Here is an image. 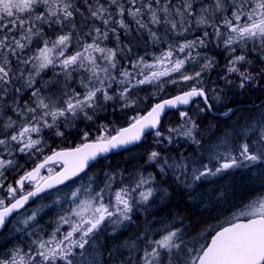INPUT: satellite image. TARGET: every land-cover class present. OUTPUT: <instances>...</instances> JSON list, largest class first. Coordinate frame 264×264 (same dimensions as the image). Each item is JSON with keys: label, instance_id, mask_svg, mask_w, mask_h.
Segmentation results:
<instances>
[{"label": "snow or ice", "instance_id": "obj_1", "mask_svg": "<svg viewBox=\"0 0 264 264\" xmlns=\"http://www.w3.org/2000/svg\"><path fill=\"white\" fill-rule=\"evenodd\" d=\"M261 98L264 0H0V264H264V193L210 240L178 213L147 220L170 189L203 203L210 178L264 164ZM67 129L81 142L53 148ZM142 144L134 170L111 166L109 154ZM141 215L146 227L121 240Z\"/></svg>", "mask_w": 264, "mask_h": 264}, {"label": "flooded vegetation", "instance_id": "obj_2", "mask_svg": "<svg viewBox=\"0 0 264 264\" xmlns=\"http://www.w3.org/2000/svg\"><path fill=\"white\" fill-rule=\"evenodd\" d=\"M60 139L63 138H55V140H49V143H51L50 145L55 148V149H60L59 143L61 141H59ZM151 137L148 138V144H151ZM76 144V143H74ZM77 145V144H76ZM69 146V145H68ZM75 145L69 146V147H74ZM142 147V149H141ZM147 145L142 144L139 148H133L132 151L129 152H121L120 154H109L108 155V161L111 162V166L113 168L119 166L120 168H127L130 171L134 170L137 164H142L143 163V159H139L137 157H133L131 156L132 153L134 152H140L139 154H143L145 153L147 150L146 148ZM67 148V147H65ZM48 154V153H47ZM119 156H121L122 160L119 161L118 158ZM108 161H104V160H100L98 163L93 164L90 168H88L86 171L88 174H90V172L92 170H95V168L97 166H101L100 169L102 167H106ZM21 165H24L25 168H31L34 165L32 164V162H28L25 163L24 160H21L19 162ZM50 167H53V169L55 171H59L60 169V165L59 164H54V165H50ZM150 171V170H148ZM151 171H153V169H151ZM42 174L46 175L47 172L46 170H42ZM251 174V176H257L258 174H264V166H255L252 167L251 170H240V172H238V170H233V171H229L227 174H224L222 176L216 177V178H210L212 180L211 183H207L204 184L202 187L197 189V192L199 193H206L205 196H209L210 199L212 197V188L213 186L217 185L220 182H223L225 180H231L236 178L238 175L242 176V175H249ZM81 178L84 177L85 175L82 173L80 174ZM81 178H73L75 180V183L81 179ZM9 179H12V177H9ZM72 184H74L72 181H67L65 185H60L59 187L63 190L64 188H70L72 187ZM202 189V190H201ZM170 191V199H171V203L169 204L168 208H171L173 206L178 205L179 203L185 201L187 202V204L190 207H196L198 209V211L203 212L204 210L207 209V207L204 208H200L199 206H202V203L199 202V197L197 198V200L193 201L190 200L187 193L185 192H181L179 190H169ZM264 192V191H262ZM261 192V193H262ZM186 194V195H185ZM260 194V193H259ZM195 195V194H194ZM257 195V194H255ZM176 196L179 197L178 199H176ZM252 198V197H251ZM250 199V198H249ZM248 199V200H249ZM40 199H37L36 202L34 204H36ZM214 200H218L217 198ZM247 203V201H233V202H229L227 203V208L224 211L223 214H218V215H214L211 216L210 218L206 219V220H201L198 216V220H194V219H189L188 217L186 218L183 215H179L178 218H183L185 224H190L191 228L189 229V232L191 233L192 237L197 236L199 233H204L205 236H207V238L210 240L211 235L214 234L215 230H218L220 226H226V221L228 219H230L232 217V215L236 212H238L239 210L242 209L243 205ZM32 203H30L28 205V207L34 205ZM168 208L164 209V211L161 212H157L156 216H148L147 220L148 221H152L153 223H155V226L157 228L161 227L162 225L159 223H156L157 220H163L165 223L169 222L173 216H175L176 214H174L173 216H169L168 215ZM145 217L143 215L140 216V219L136 221L137 224H139L141 227L140 228H136V227H131L128 229V231L120 237L121 240L127 238L130 235H134L137 234L139 231L143 230L146 225L144 223ZM11 225H9L8 227L10 228ZM5 235H7V229L5 230ZM203 242V241H202ZM10 247V246H8Z\"/></svg>", "mask_w": 264, "mask_h": 264}, {"label": "trees", "instance_id": "obj_3", "mask_svg": "<svg viewBox=\"0 0 264 264\" xmlns=\"http://www.w3.org/2000/svg\"><path fill=\"white\" fill-rule=\"evenodd\" d=\"M223 63V61H222ZM218 75H223V72L217 70L216 72H213L211 74V79L215 81L217 79ZM211 86V85H209ZM151 91V90H149ZM148 93L147 92H141L139 95L141 97L146 96ZM175 90L172 86H168L167 93L162 94V98H166V95H174ZM255 99V96L253 95L252 97L249 96H243L237 98L236 105H243L240 107L241 111H246L247 108L249 107V99ZM157 102L156 99L152 100H147L146 102L150 104L151 102ZM139 102H144V100H140ZM259 102H264V98H261V101ZM228 106H234V105H228ZM196 105L193 104L192 108H195ZM219 111L223 112L226 110L224 106H220ZM119 115V113H118ZM174 112H169L168 117L172 119V121H175ZM240 116V112H237L235 115L232 116V118H237ZM211 119V118H209ZM122 122V121H121ZM221 123H226L228 121H220ZM81 128L83 125L80 126ZM142 149V147H141ZM132 151V150H131ZM137 153V152H134ZM133 153V154H134ZM119 161L122 160L121 156L118 158ZM212 197L210 199L209 196H204L202 206L200 205V208L207 207L206 210L203 212L198 211L196 207H190L187 202L183 201L179 203L176 206H173L171 208H168V212L171 211L174 214L178 213L179 215H183L186 218L188 217L189 219H194L198 220V217L201 220H206L210 218L211 216L218 215V214H223L224 211L227 208V203L235 201H248L249 198L254 196L255 194H259L262 191H264V174H258L257 176H251L249 175H238L236 178L231 179V180H225L223 182L218 183L217 185L213 186L212 188ZM179 197L176 196V199ZM214 198L218 200H214ZM198 216V217H197Z\"/></svg>", "mask_w": 264, "mask_h": 264}, {"label": "rangeland", "instance_id": "obj_4", "mask_svg": "<svg viewBox=\"0 0 264 264\" xmlns=\"http://www.w3.org/2000/svg\"><path fill=\"white\" fill-rule=\"evenodd\" d=\"M45 79H48V77H45ZM152 100H154V99H152ZM138 103H139L140 107H137L136 111L147 110V108L150 107V105H151L152 103H155V102L153 101V102H151L150 104H148V103L146 102V100H144V102H138ZM194 109H195V108H193V110H194ZM129 114H132L131 111L129 112ZM110 118L115 119L114 117H110ZM171 118H172V117H171ZM174 119L176 120V115H175ZM235 119H236V118H232V120H235ZM171 120H172V119H171ZM230 122H231V121H228V122H226V123H230ZM123 123H124V121L121 122V125H123ZM223 123H224V122H223ZM57 138H59V137H57ZM59 141H61V142L59 143L60 148L69 147V146H72V145L79 144V143L81 142V141H80V137L77 135V130H76V129H67V130H66V136H65L63 139H60ZM74 143H76V144H74ZM50 144H51V143H50ZM68 145H69V146H68ZM146 148H147V147H146ZM147 149H148V148H147ZM139 153H140V152H137V153H134V154L132 153L131 156H133V157H137V158L141 159V155H142V154H139ZM45 154H47V152H46ZM21 160H24L25 163H27V161H28V162H31V161H29L26 157H21V158L19 159V162H20ZM257 166H264V164H259V165H257ZM100 167H101L100 165L97 166V167L95 168V170H92V171L90 172V174H88L87 176L82 177V178L79 179L76 183L72 184V187H70V188H64L63 191L61 192V195H63L64 192H70V191L73 190L75 187H77V186H79V185H81V184H86V183H87V180H88V176H91V175H93L94 173L99 172V171H100ZM148 170L151 171V168H149ZM238 172H240V170H238ZM262 193H264V192H262ZM54 198H55V197L53 196L52 198L47 199V200H39L36 204H34V205L28 207V209L31 210V209L37 208V207L40 206L41 204H51L52 199H54ZM46 211H48V210L46 209ZM55 215H56L55 210L49 211V214L46 215V216H44L43 220L40 221L41 226H43V227H47V222H48L49 220H53V219H55ZM10 228H11V226H10ZM16 242H17V241H12V243H16ZM8 246L11 247V244H9Z\"/></svg>", "mask_w": 264, "mask_h": 264}, {"label": "water", "instance_id": "obj_5", "mask_svg": "<svg viewBox=\"0 0 264 264\" xmlns=\"http://www.w3.org/2000/svg\"><path fill=\"white\" fill-rule=\"evenodd\" d=\"M239 108L242 107V105H237Z\"/></svg>", "mask_w": 264, "mask_h": 264}, {"label": "bare ground", "instance_id": "obj_6", "mask_svg": "<svg viewBox=\"0 0 264 264\" xmlns=\"http://www.w3.org/2000/svg\"><path fill=\"white\" fill-rule=\"evenodd\" d=\"M202 190V189H201ZM186 195V194H185Z\"/></svg>", "mask_w": 264, "mask_h": 264}]
</instances>
